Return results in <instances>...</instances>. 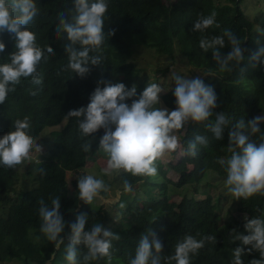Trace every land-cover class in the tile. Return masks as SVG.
Returning <instances> with one entry per match:
<instances>
[{
	"label": "trees",
	"instance_id": "obj_1",
	"mask_svg": "<svg viewBox=\"0 0 264 264\" xmlns=\"http://www.w3.org/2000/svg\"><path fill=\"white\" fill-rule=\"evenodd\" d=\"M246 1L108 0V19L103 31L107 34L115 30V34L105 40L103 67L89 65L90 72L81 78L67 69L68 59L62 47L67 34L60 38L56 36L58 13L71 9L74 0H36L40 15L28 28L35 33L37 46L41 49L49 46L54 54L45 51L48 60L46 63L42 60L38 66L43 77L42 85L36 86L30 78H21V83L9 93L5 104H0V138L14 130L15 120L28 117L31 124L29 135L43 146L40 157L32 153L36 157L33 161L41 159L43 164L31 162L25 176L26 189L22 188L23 176L19 170L0 165V264H68L65 259L67 235L71 224L81 214L88 216L86 230L100 222L104 228L120 236L118 241L112 242L111 264H129L141 236L149 228L162 241L165 255L173 254L177 241L186 234L197 239L216 236L217 243L206 242L199 254L192 256L191 264H231L232 252L237 247L244 249L241 257L244 264L260 259L258 251L249 253L251 245L233 242L234 233L231 232L235 229L237 233L248 235L244 217L264 218V196L256 195L248 200L241 198L224 212V203L231 195L213 196L208 192L209 188L216 186L215 182L227 178L226 168L216 160L231 155L227 150L231 126L224 129L222 140H216L202 124L190 121L179 134L182 148L186 149L187 142L195 135L207 136L209 145L198 146L199 152L194 159L183 155L177 165L161 164L158 171L163 179L160 182L149 178L139 184L136 182L138 178L130 175L117 176L108 182L109 176L103 174L105 183L115 184L122 194L115 204L102 206L97 200L92 205L79 200L77 178L89 161H95V157L108 159L99 149L104 130L88 137L92 151L85 153L81 145L86 138L80 135L76 118H65L70 110L87 107L100 79L122 82L128 89L135 84L137 95L142 93L148 81L141 82L143 69L137 66L135 59L137 56L143 58L145 54L167 57L173 62L184 61L191 68L189 78H193L196 72L205 76L202 80L213 87L217 95L218 106L213 110L214 114L226 113L231 123L242 118L247 122L264 116V63L251 59L264 47V7L251 19L243 9ZM213 11L217 13L216 24L204 33L191 31L199 15L208 16ZM225 29L233 32L245 49V59L231 73H220L212 51L205 53L199 46L201 38L223 35ZM256 29L263 33L260 40L255 35ZM0 38L6 44L5 52L0 53V64L10 63L8 55L15 50V41L6 32L0 34ZM230 50L226 40L225 47L220 50L221 56H226ZM261 60L264 61V57ZM169 70L160 72V76H165ZM209 70L217 74L203 73ZM170 82L164 80L159 85L167 90L161 93V106L172 111L176 108L172 94L175 82L172 79ZM32 91L37 94L31 95ZM126 102L131 103L130 100ZM210 119L214 121L215 115ZM259 127L264 131V123ZM250 140L259 143L258 137H250ZM39 167L45 169L46 175L33 171ZM169 173L178 175V181H171ZM125 178L133 181L134 194L123 192ZM208 178L214 183L204 184ZM101 195L107 197V193ZM50 196L61 197L60 213L66 222L62 233L65 245L59 250L40 232L39 200L43 198L51 207ZM232 209L235 213L231 212ZM77 251L78 260L83 264L86 248L77 245ZM88 264H107V260L89 261Z\"/></svg>",
	"mask_w": 264,
	"mask_h": 264
},
{
	"label": "clouds",
	"instance_id": "obj_2",
	"mask_svg": "<svg viewBox=\"0 0 264 264\" xmlns=\"http://www.w3.org/2000/svg\"><path fill=\"white\" fill-rule=\"evenodd\" d=\"M108 7V0H74L71 9L58 13L56 36L60 38L62 34H67L66 42L62 45L68 59L67 69L81 78L90 72L89 65L103 67L106 59L105 40L115 34V30L107 34L103 31L104 23L108 19ZM39 15L40 8L36 0H0V34L6 32L15 41V50L8 55L10 63L0 64V104H5L9 93L14 92L21 83V78H30L36 86L43 83L38 66L42 60L45 63L48 60L45 51L48 54L54 52L49 46L46 49L37 46L36 35L28 28ZM216 15L215 11L208 16L199 15L191 31L204 33L216 24ZM226 40L231 50L222 57L220 50L225 47ZM199 46L205 53L212 51L220 73L233 72L245 59L241 40L228 29L224 30L223 35L201 38ZM5 49L6 44L0 38V53H4ZM262 57L264 47L252 55L251 59L264 63ZM203 73L217 74L211 70ZM204 77L189 78L172 73L171 79L175 82L172 94L176 103V108L172 111L161 106V93L166 90L157 83H148L142 93L137 95L135 84L128 89L122 82L112 83L100 79L90 95L87 107L70 110L65 118H76L78 131L86 138L81 145L85 153L92 151L88 137L103 129L99 149L108 157L103 173L109 177L113 174L130 175L138 178L136 182L139 184L149 178L162 181L159 166L172 160L173 154L194 159L199 152L198 146L209 145L207 136L195 135L194 139L187 142V148H182L179 134L190 121L202 124L214 134L216 140H222L224 129L231 126L227 149L231 155L227 159L216 160V163L226 168L227 191L236 200L264 196V131L259 127L264 123V116H257L247 122L242 118L233 124L226 113L214 114L213 110L218 106L217 95L213 87L204 83ZM30 94L37 93L32 91ZM129 100L130 104L126 102ZM213 115L214 121L210 119ZM13 127L14 130L0 138V165L8 169H16L18 165L33 161V152L39 154V157L43 153V146L29 135L31 124L28 117L15 120ZM250 137H258L259 143L250 140ZM35 162L43 164L41 159H36ZM33 171L41 176L46 175L43 167ZM77 179L78 198L85 204L92 205L96 199L104 200L101 193H108L110 190L103 179L93 174L86 173ZM123 192L134 194L132 180L123 179ZM120 194L122 193H118ZM49 199L51 207L43 198L39 200L38 213L42 221L40 232L59 250L65 245L62 233L66 222L60 213L61 197L50 196ZM244 220V228L249 234L237 233L233 229V242L240 241L243 245H251L249 253L253 250L259 252L260 259H252L249 264H264V218L249 219L245 216ZM86 224L88 216L81 214L70 226L65 247L68 264H81L77 245H84L86 248L82 257L83 264L104 259L107 264H111L112 242L118 241L120 236L104 228L100 222L87 230ZM206 242L216 244L217 237L207 235L197 239L186 234L177 241L174 253L165 255L162 241L149 228L141 236L134 258L130 259L129 264H172L173 261L175 264H191L192 256L198 255ZM243 252V248H235L231 264H244L241 259ZM52 255L55 256V252Z\"/></svg>",
	"mask_w": 264,
	"mask_h": 264
},
{
	"label": "rangeland",
	"instance_id": "obj_3",
	"mask_svg": "<svg viewBox=\"0 0 264 264\" xmlns=\"http://www.w3.org/2000/svg\"><path fill=\"white\" fill-rule=\"evenodd\" d=\"M261 7H264V0H247L244 4H243V9L245 11V13L248 15V17H250L251 19L255 17V15L259 12V10L261 9ZM257 31L255 32V35L257 37L258 40L261 39V34H263L261 32V30L256 29ZM260 32V35L258 36ZM151 54H145L143 58L141 57H136L135 59V63L137 64V66L143 69V73L141 76V82L142 81H148V83H156L158 78V83L160 84L162 81L166 80V81H171V76L172 73H176L179 75H183V76H187L190 72L189 70L191 68H188V65L183 61H179L178 62H173L170 60H167V57H162V56H150ZM170 68L169 72L165 75V76H160V72L164 71L165 69ZM199 77L201 78V74L199 72H196L193 76V78ZM170 84V88H172V84L171 82ZM148 85V84H147ZM167 92V90H166ZM164 93V92H163ZM262 106H264V102H262ZM182 155H178V154H173V158L170 161H167V163H171L173 165H177L181 162L182 159ZM36 158V157H34ZM32 162V161H31ZM31 162H26L22 165H18L17 166V170H19L22 173L23 176V186L22 188L26 189V185H27V181L25 180V176H26V171L27 168L30 169L31 167ZM35 162V160L33 161ZM107 164V158H97L95 157V161H89L87 164V167L85 170L81 171V175L83 174H93L94 176H96L97 178L103 179V169L106 168ZM191 166V165H189ZM191 169V167H190ZM116 175L113 174L111 177H108L109 180L108 182H112L111 180H114V178L116 179ZM168 177L170 178L171 181H178L179 177L178 175L174 174V173H169ZM227 179V178H226ZM226 179L222 180V181H217L215 182V187H211L209 188V193L212 194L213 196H219V195H229L230 193L227 191V187L225 185V181ZM210 183H214L213 180L211 178H208L204 181V184H210ZM109 192L107 193V197L104 200H99L96 199L98 203H101L102 206H106V205H112L115 204L120 195H118V193H122L121 191H119L117 189V187L115 186V184L113 185H109ZM231 195V194H230ZM177 197H174V199H176ZM230 199L224 203V212L229 209L231 207V205L234 206V204L236 202H238V200H236V198L234 196L231 195V197H229ZM158 205V204H157ZM232 213H235L232 209L231 211Z\"/></svg>",
	"mask_w": 264,
	"mask_h": 264
}]
</instances>
